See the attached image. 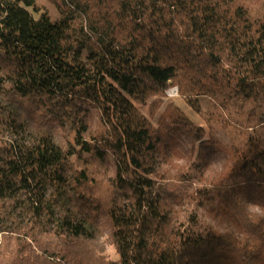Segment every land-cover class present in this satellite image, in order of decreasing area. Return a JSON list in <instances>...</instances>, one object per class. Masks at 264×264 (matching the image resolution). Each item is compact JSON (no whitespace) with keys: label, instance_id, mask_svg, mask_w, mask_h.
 Masks as SVG:
<instances>
[{"label":"trees","instance_id":"trees-1","mask_svg":"<svg viewBox=\"0 0 264 264\" xmlns=\"http://www.w3.org/2000/svg\"><path fill=\"white\" fill-rule=\"evenodd\" d=\"M47 1L0 0V264H264V0Z\"/></svg>","mask_w":264,"mask_h":264},{"label":"rangeland","instance_id":"rangeland-1","mask_svg":"<svg viewBox=\"0 0 264 264\" xmlns=\"http://www.w3.org/2000/svg\"><path fill=\"white\" fill-rule=\"evenodd\" d=\"M40 4H43L47 9H50V5L47 0H39ZM169 100H174L176 101L181 108L195 121L200 122V118L192 112L188 107H186L183 102L179 99V92H178V87L176 85H170L166 91L165 95L163 97V101H169ZM109 249V248H108ZM111 250V249H109ZM112 251V250H111Z\"/></svg>","mask_w":264,"mask_h":264}]
</instances>
